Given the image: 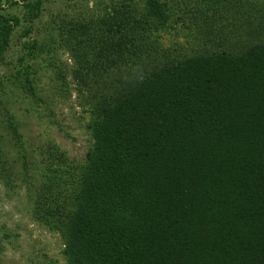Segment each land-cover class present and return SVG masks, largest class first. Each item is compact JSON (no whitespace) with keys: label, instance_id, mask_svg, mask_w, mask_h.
Segmentation results:
<instances>
[{"label":"trees","instance_id":"1","mask_svg":"<svg viewBox=\"0 0 264 264\" xmlns=\"http://www.w3.org/2000/svg\"><path fill=\"white\" fill-rule=\"evenodd\" d=\"M22 1L28 21L40 17L41 0ZM143 1V12L126 0L57 27L51 58L73 61L94 146L83 167L53 145L28 156L11 123L34 213L61 231L69 264H264V39L145 68L151 34L178 15L168 0ZM218 1L236 9V40L264 13V0ZM1 9L0 63L20 23ZM32 73L24 65L10 81L44 102Z\"/></svg>","mask_w":264,"mask_h":264},{"label":"rangeland","instance_id":"2","mask_svg":"<svg viewBox=\"0 0 264 264\" xmlns=\"http://www.w3.org/2000/svg\"><path fill=\"white\" fill-rule=\"evenodd\" d=\"M30 1L38 0H27ZM41 1V15L32 22L25 15L24 1L14 4L0 0L2 14L17 16L20 20L14 27L5 60L0 63V264H69L65 254L67 240L61 231L49 225L50 221L38 219L34 213L33 200L28 195L31 182L17 151L11 123L21 134L19 143L27 149L26 155H38L53 145L65 152L76 166L89 164L94 146L87 127L92 106L87 98L79 96L71 74L73 61L61 50L54 59L58 69L68 72V87H59L57 69L49 65L54 60L49 47L63 20L95 18L126 0ZM129 1L143 12V0ZM168 2L174 6L177 19L172 27L151 34L153 57L147 59L145 68L154 69L156 64L214 50L216 45L221 50L236 52L238 42L248 45L258 40V36L264 39V13L253 16L257 18L255 23L239 30L236 40V9L226 6L224 1ZM32 41L43 48L35 59L25 56L23 48ZM24 65L31 66L32 77L44 102L29 98L26 88L10 81L20 77L18 70ZM94 100L98 107L102 106L100 98ZM70 191L68 188L65 193Z\"/></svg>","mask_w":264,"mask_h":264}]
</instances>
